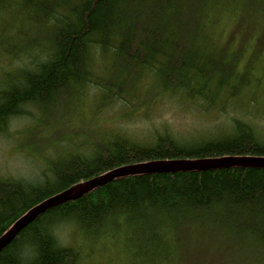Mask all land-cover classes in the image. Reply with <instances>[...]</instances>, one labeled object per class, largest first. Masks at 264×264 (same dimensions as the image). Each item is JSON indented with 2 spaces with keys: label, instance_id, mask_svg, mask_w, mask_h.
Wrapping results in <instances>:
<instances>
[{
  "label": "trees",
  "instance_id": "1",
  "mask_svg": "<svg viewBox=\"0 0 264 264\" xmlns=\"http://www.w3.org/2000/svg\"><path fill=\"white\" fill-rule=\"evenodd\" d=\"M0 53L19 63L0 71V134L30 120L46 165L35 179L0 175V237L124 165L264 157V0H0ZM164 101L191 125L151 118ZM22 246L33 264L96 250L122 264H264V167L117 178L40 215L0 264H19Z\"/></svg>",
  "mask_w": 264,
  "mask_h": 264
},
{
  "label": "water",
  "instance_id": "2",
  "mask_svg": "<svg viewBox=\"0 0 264 264\" xmlns=\"http://www.w3.org/2000/svg\"><path fill=\"white\" fill-rule=\"evenodd\" d=\"M235 166L264 167L263 156H226L219 158L202 159H171L141 162L124 165L110 170L102 175L80 182L67 190L59 192L38 205L34 206L22 217H20L8 231L0 237V251L10 244L14 238L29 224L34 222L47 210L82 197L91 190L107 184L117 178L148 174V173H176L181 171H205Z\"/></svg>",
  "mask_w": 264,
  "mask_h": 264
},
{
  "label": "rangeland",
  "instance_id": "3",
  "mask_svg": "<svg viewBox=\"0 0 264 264\" xmlns=\"http://www.w3.org/2000/svg\"><path fill=\"white\" fill-rule=\"evenodd\" d=\"M211 47L215 50H224L226 53L233 52V49L227 51L228 48L221 45L211 44ZM0 54V71L9 69L11 65L16 66L19 64L17 62H13L11 58L5 57L4 54ZM260 62V64H264V54L260 59ZM151 118H161L169 120L173 124L178 123L183 124L184 126H189L191 125L190 123L193 122L195 116L192 112H188V110H180L175 107V104H169L164 101L162 104L159 103L154 105ZM136 121H140V119ZM29 122L30 120L27 119H17L12 123L8 134H0V175L35 179L38 178L39 174L43 170L42 168H46V165L42 163L43 161H41V158L34 154L35 151L31 153V149H33L36 145L34 144V146L30 139V132L33 126L26 130L27 126H29ZM66 128H73V125L65 126L61 131ZM47 134H50V129H48ZM23 141L28 147L22 146L21 142ZM106 251L109 252L105 253L100 250H96L89 259H85L84 264L123 263V259L119 255L114 256L112 251ZM116 253L118 254V251H116ZM124 264H127L126 261H124Z\"/></svg>",
  "mask_w": 264,
  "mask_h": 264
},
{
  "label": "clouds",
  "instance_id": "4",
  "mask_svg": "<svg viewBox=\"0 0 264 264\" xmlns=\"http://www.w3.org/2000/svg\"><path fill=\"white\" fill-rule=\"evenodd\" d=\"M26 247H30L31 251L27 252L25 250ZM37 254L34 246H22L17 253L19 264H33Z\"/></svg>",
  "mask_w": 264,
  "mask_h": 264
}]
</instances>
